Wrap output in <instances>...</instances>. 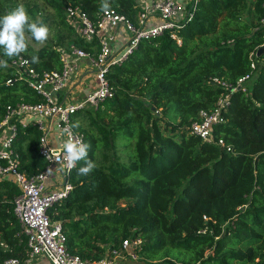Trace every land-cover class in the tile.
I'll use <instances>...</instances> for the list:
<instances>
[{
  "label": "trees",
  "instance_id": "trees-1",
  "mask_svg": "<svg viewBox=\"0 0 264 264\" xmlns=\"http://www.w3.org/2000/svg\"><path fill=\"white\" fill-rule=\"evenodd\" d=\"M27 1L0 0V17ZM45 1L67 34H57V44L29 45L24 55L38 56L37 68H60L59 46L99 48L98 37L86 42L77 34L66 6L78 3L97 18L101 0ZM109 3L133 19L140 8L136 0ZM263 15L264 0H199L192 19L143 39L110 67L114 95L73 114L97 167L88 176L72 168L73 188L49 210L63 221L70 251L100 258L141 236V261L125 264H264V65L248 90L213 82L235 83L252 70L251 53L264 44ZM14 57L0 48L8 63L0 68V117L8 104L40 99L11 65ZM225 94L224 121L213 128L222 145L193 133L191 124ZM39 134L35 124H20L14 138L29 174L46 163ZM19 192L12 179L0 180V262L24 257L27 246L14 208Z\"/></svg>",
  "mask_w": 264,
  "mask_h": 264
},
{
  "label": "built area",
  "instance_id": "built-area-1",
  "mask_svg": "<svg viewBox=\"0 0 264 264\" xmlns=\"http://www.w3.org/2000/svg\"><path fill=\"white\" fill-rule=\"evenodd\" d=\"M136 1L141 9L135 19L116 7H110L108 11L100 10L97 18H93L80 4L69 2L66 6L67 18L75 26L77 34L86 42H93L98 37L99 48L91 50L76 43L59 46L60 68L39 69L24 54L12 58L11 65L40 99L8 104L0 117V180L10 178L21 185V191L14 197V208L21 223L19 234L27 236L24 257L10 256L0 264H33L34 258L36 264H120L122 260L139 259L138 248L143 242L141 236L123 239L120 245L108 248L100 258L84 257L70 251L63 221L53 218L49 211L73 188V184L67 181L71 169L65 159L63 144L70 136L85 142L84 133L71 127L74 112L84 107L96 108L112 97L114 86L107 75L110 67L121 64L143 39L157 36L192 19L199 0ZM260 21L264 24V15ZM172 36L176 37L175 34ZM256 55V52L251 53L252 70L240 76L235 83L218 77H214L213 82L228 86L232 91L238 88L248 90L247 84L254 70L264 65V58L258 62ZM82 63L93 68L97 84L78 96L72 90L69 93L67 85L70 80L71 83L81 82ZM7 81L11 82L12 78ZM228 97L229 94L221 96L212 111L202 109L201 118L191 124V131L204 140L225 145L222 138H214L213 128L224 121L222 109ZM30 123L35 124L40 132L39 153L46 162L42 169L31 174L21 169V155L14 145L19 125ZM54 166L63 175L64 182L60 187L59 173L53 176Z\"/></svg>",
  "mask_w": 264,
  "mask_h": 264
},
{
  "label": "clouds",
  "instance_id": "clouds-1",
  "mask_svg": "<svg viewBox=\"0 0 264 264\" xmlns=\"http://www.w3.org/2000/svg\"><path fill=\"white\" fill-rule=\"evenodd\" d=\"M110 7L109 0H101L100 9L102 11H108ZM48 38L49 28L42 21H33L22 4L0 17V48L9 58L26 53L32 40L44 46ZM31 63L38 64L39 57L32 56ZM0 68H8L6 60L0 59ZM80 126L79 120L71 125L72 128ZM91 147L90 143L82 142L71 136L63 144L66 162L70 169H76L77 175L88 176L96 169V163L89 158ZM80 162H83L82 165L77 167Z\"/></svg>",
  "mask_w": 264,
  "mask_h": 264
},
{
  "label": "rangeland",
  "instance_id": "rangeland-1",
  "mask_svg": "<svg viewBox=\"0 0 264 264\" xmlns=\"http://www.w3.org/2000/svg\"><path fill=\"white\" fill-rule=\"evenodd\" d=\"M21 4L26 8L29 16L31 17V19L33 21H35V17H34V14L35 13H37V14L38 13H41V14H43L47 18L46 22L44 23V25H46L49 28V38H48L47 42H50L52 44H57L56 43L57 42V37H56L57 34H59L61 32L67 34V32L65 31V29H63L60 26L59 21H58V17L55 14V11L53 10L52 7H50V5L45 0H28L26 3L21 2L20 5ZM139 9H141V6H140ZM33 11H34V13H33ZM39 19L42 20L41 17H39ZM29 45H32V46H34L36 48H39L41 46L35 40H32ZM87 79H90V80L96 82V84H97V79H96L95 72L88 73V75L86 77L84 76V78L81 81L83 82V81H85ZM253 80H254V78L250 79L248 81V84L247 85L248 86L249 85H252ZM71 82H72V80H70L68 82V85H67L68 89H70L69 90V93L72 90V92L75 93V94H77L78 96H80L81 94H83L82 91H79V88L72 87L70 85ZM78 83H80V81ZM64 91L65 90H63V94H64ZM57 171H58V167L57 166H54L53 167V176L56 177L57 174L59 173V176L60 177H59V180H58V187H60L61 186V183L64 182V179H63L62 172H57ZM9 175L10 176H14L13 174H9ZM16 184L19 186V189L21 191V185L19 184V182L16 181ZM129 199L133 200V198H129ZM32 261H33V264H36L37 263V260H35V258ZM122 261H123L122 264H125V263H137V262H139L141 260L140 259H138V260L128 259V260H122Z\"/></svg>",
  "mask_w": 264,
  "mask_h": 264
},
{
  "label": "crops",
  "instance_id": "crops-1",
  "mask_svg": "<svg viewBox=\"0 0 264 264\" xmlns=\"http://www.w3.org/2000/svg\"><path fill=\"white\" fill-rule=\"evenodd\" d=\"M83 64V66H84V68H83V71H82V74H81V76H80V78H79V80L80 79H83L84 78V76L86 77L87 75H88V73H92V72H94V70H93V68L91 67V66H87L86 64H84V63H82ZM90 69V70H89ZM72 87H77V88H79V91H82V92H85V91H87V90H89L90 88H93V87H95V85H96V82H94V81H92V80H90V79H87V80H85V81H81L80 83H71L70 84ZM75 95H77V94H75Z\"/></svg>",
  "mask_w": 264,
  "mask_h": 264
},
{
  "label": "water",
  "instance_id": "water-1",
  "mask_svg": "<svg viewBox=\"0 0 264 264\" xmlns=\"http://www.w3.org/2000/svg\"><path fill=\"white\" fill-rule=\"evenodd\" d=\"M39 17H41V16H39ZM257 54H258V55H262V54H264V45H262V46H260V47L258 48V50H257Z\"/></svg>",
  "mask_w": 264,
  "mask_h": 264
}]
</instances>
